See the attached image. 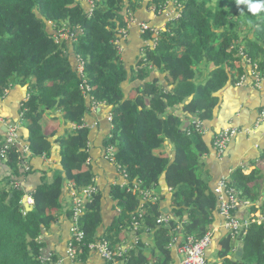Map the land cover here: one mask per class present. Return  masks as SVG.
<instances>
[{"label":"trees","instance_id":"1","mask_svg":"<svg viewBox=\"0 0 264 264\" xmlns=\"http://www.w3.org/2000/svg\"><path fill=\"white\" fill-rule=\"evenodd\" d=\"M142 1L154 11L171 1L177 16L167 21L156 37L149 29L141 32L142 39L153 40L154 46L146 47L145 59H136L141 83L125 95L122 83L128 73L114 41ZM92 3L89 11L87 4L78 0H0V98L14 84L26 86L28 96L20 111L29 152L49 157L54 142L62 168L50 181L40 179L31 192L29 208L22 201L21 188L0 186V264L56 262L52 253L50 260L44 259L47 253L41 236L57 219L55 211L63 205L68 183L75 190L93 184L94 170L88 161L90 129L83 121L90 108L89 96L94 99L91 101L110 107V127L103 142L106 150L111 148L108 159L126 176V184L110 187L113 216L101 234V193L95 194V190L85 202V211L78 218L83 236L79 246L74 245L73 258L85 260L91 244L98 240L114 248L132 229V219L140 209L141 226L152 232V243L146 247L136 242L118 256L121 264H169V243L175 233L199 238L212 228L218 198L203 176L201 162L208 148L202 134L190 122L181 127L180 115L170 109L178 107L205 122L214 115L220 91L237 76L249 73L245 59L264 75V12L253 16L240 0H218V5L209 0ZM235 14L243 15L250 27L248 34L240 36L235 30ZM64 28L74 33L75 40L55 41L54 34ZM70 49L83 60L82 74L70 60ZM149 65L163 74L167 86L157 77L146 78ZM84 81L90 87L87 93L81 88ZM48 111H59L61 117H50ZM60 118L75 128L56 137ZM21 154L15 146L6 159L0 157L13 176L19 174ZM262 161L264 149L254 167L248 171L237 167L228 178V187L251 203V214L264 213V182L259 205L255 184L262 178ZM160 180L171 189L174 214L169 225L156 223L162 196L142 201L138 191L131 190L139 181L141 189L152 192ZM67 213L72 215L71 210ZM176 218L185 221L173 232ZM232 239L229 233L219 238L213 264H264V224H250L242 240V254L236 259L231 256Z\"/></svg>","mask_w":264,"mask_h":264},{"label":"crops","instance_id":"2","mask_svg":"<svg viewBox=\"0 0 264 264\" xmlns=\"http://www.w3.org/2000/svg\"><path fill=\"white\" fill-rule=\"evenodd\" d=\"M78 1L83 6L87 4V0ZM176 15L177 13L171 1H168L155 13L151 11V8L146 5L145 1L137 4L135 11L131 14L126 24L127 38L120 42L121 60L128 73L127 80L122 83V89L125 95L130 89L135 88L141 83L136 76V59L141 58L145 54L146 47L152 48L154 46L153 40L142 39L139 23L146 22L152 30V36L156 37L154 31L163 29L167 21ZM48 24L51 28L53 27L51 22H48ZM68 52L70 60L76 66L78 62L76 63L72 50L70 49ZM162 76L163 74L155 66L152 67L149 65V71L146 75L147 79L157 77L159 83L167 86ZM252 77H255L253 73L250 74L251 79L244 83H240L239 76H237L235 81L229 82L219 93L220 101L214 110L213 117L203 122L204 132L202 136L208 150L201 156V162L203 163V176L208 180L212 190L218 178H229L232 170L235 168L241 167L245 171H248L254 167L257 164L259 155L264 149V118H260V112L264 109V76L259 78L258 81ZM27 96L26 86L14 84L0 98V143L5 139L8 125L14 123L18 126L19 140L21 142L20 148L27 145L28 135L20 111V106H22ZM87 106L90 108L89 111H86L83 121L90 129L88 161L94 170L93 184L90 186L94 188V192L95 190L97 191L95 194L101 193L102 221L98 229V234H101L113 216V211L111 210L113 202L109 195L110 187L114 184L122 185L124 178L121 172L117 170L116 165L108 159L109 149H105L103 142L110 127V107L98 103L93 110L88 102ZM170 111L180 115L181 127H185L194 118L181 112L178 107L171 108ZM52 115L61 117L59 111H52V113L48 114L50 117ZM59 123L56 137L64 134L66 130L75 128L73 123L67 122L62 118H60ZM224 124L235 126L241 129V132L237 133L229 141L223 155L217 156L213 148V135ZM51 126L54 127V123H51ZM20 157L22 158L19 160V167L25 165L28 169L22 172L20 168L19 174L15 176L11 174V170L5 161L1 159L2 157L0 158V186L5 185L6 188L12 186L19 187L23 190V197L25 198L31 195V192L40 182V179L50 181L54 172L62 169L59 163L58 145L54 142L52 143L51 155L49 157L33 156L29 151H23ZM260 165L263 166L262 178L255 182L257 186L259 184L258 182H261V184L264 182V161L260 162ZM260 191V197L256 201V205H259L262 200L263 194L261 189ZM150 194H152V198L154 199L162 196L159 207L160 213L174 214V205L171 201V189L167 188L164 180H160L159 185ZM91 195L85 197V199L88 200ZM62 197L63 205L55 211L58 215L57 219L41 236L45 244L44 252L52 253L56 257L54 264H106L104 259L93 249H91L85 260H78L67 256V249L71 237L70 226L72 223L71 215L67 213L70 210L72 198L70 183L65 187ZM27 204L30 206V203ZM250 205L251 203L249 201L241 198V204L236 208L235 214L239 217L250 214L248 211ZM222 222V216L217 211H214L211 217V227L214 230L213 242L206 250V257L210 264L217 261L218 240L227 233L222 227ZM138 241L143 242L146 247H149L152 243V232L146 230L143 226L137 232L129 230L119 244L127 251ZM241 244V239H232L233 248L231 256L234 259L242 254L240 251ZM170 250L172 261H174L178 258L175 245L170 246ZM237 252L239 254H236Z\"/></svg>","mask_w":264,"mask_h":264},{"label":"built area","instance_id":"3","mask_svg":"<svg viewBox=\"0 0 264 264\" xmlns=\"http://www.w3.org/2000/svg\"><path fill=\"white\" fill-rule=\"evenodd\" d=\"M89 3H90V7L88 9L89 11H91V8L93 6L92 0H89ZM150 8L153 13L157 12L154 11L155 8L153 6ZM139 28H140V32H143L146 29L152 31L149 25L144 21L139 23ZM154 32L157 34L158 30H155ZM118 35L119 37H117L114 43L116 44L117 51L120 54L121 52L120 42L127 37L126 27L119 29ZM54 39L58 43L61 42L62 40H75V35L71 30L64 28L60 30L58 33L54 34ZM141 58L145 59V54L142 55ZM75 59H76V63L78 62L75 68L77 72L82 74L83 64H84L83 60L79 56H75ZM245 60L249 62L248 59ZM252 71H256V70H252ZM242 75L239 78L240 83L245 82L243 78L244 76ZM253 75L257 79L262 78V76H264L258 74L257 71L254 72ZM81 88L84 91V93H87L90 90V87L87 85L85 81L81 84ZM89 97L87 98V102L91 105V108L94 110L98 102L91 101L94 99L92 98V96ZM260 118L262 119L264 118V109L260 112ZM190 123L195 128V130L203 134L204 128L202 121L194 117L192 118ZM239 132H241V129L232 126L230 124H224V126L221 127L220 130L213 135V148L217 156L223 155L229 141ZM15 146H19V151L21 153L23 151H29L27 145H24L23 148H20L21 142L19 140L18 126L14 123H11L8 125L4 141L0 143V157L6 159L10 149H12ZM110 154H111V148H109V155ZM109 158L112 160L111 157ZM21 168L23 171H26L28 169V167L25 165H23ZM117 170H119L118 166H117ZM121 175L124 178V182L122 183V185H125L126 176L122 173ZM139 186H140V182L135 181L134 186L131 190L138 191V193L141 195L142 201L148 198H152V194H150L151 192L141 189ZM70 187L72 188V198L70 202L71 203L70 210L72 212L71 215L72 223L70 226L71 237L67 249V256L73 258L75 256V252L73 251V249L75 248L74 245L79 246L83 236V232L78 226V218L85 211L84 204L87 201L85 197H89L94 192V188L92 186H88V187H83L80 190H75L74 185L72 183H70ZM213 192L216 194L218 198L216 211L223 218L222 227L226 230L227 233L231 234L232 238L243 240V237L245 236L247 229L251 223L264 224V213L261 211H256L253 214L250 213L243 217H239L235 214L236 208L241 204V199L239 198V192L235 188L231 186L228 187V178H224V177L218 178L215 181ZM31 201H32L31 196H26V202L31 203ZM141 214L142 211L140 209L138 210L137 216L133 217L132 227H131L132 229H130L131 231L137 232V230L141 227V223H140V220L142 219ZM136 217L139 218L137 219ZM172 217H173L172 215L160 213L156 218V223H158V225H169L170 222L172 221ZM176 220L177 221L175 222V225L172 228L173 232L177 230L179 231L182 228L183 222L185 221L184 218L182 220L176 218ZM213 235H214V230L212 228L208 229L199 238H195L193 235H187L184 238L182 237L181 234L178 235L177 233H175L172 236V239L169 243V248L170 246L175 245L178 258L174 261H171L169 264H210V262L207 260L206 257V250L213 242ZM71 240H73L74 242H71ZM90 248L97 251V253L101 256V258L104 259L106 263L109 262L108 264H121V261L118 259V256L123 255L126 251V249L120 244L116 245L114 248H111L108 246V244L105 241H100V240L92 243ZM50 256L51 253H47L45 254L44 259L49 258Z\"/></svg>","mask_w":264,"mask_h":264},{"label":"rangeland","instance_id":"4","mask_svg":"<svg viewBox=\"0 0 264 264\" xmlns=\"http://www.w3.org/2000/svg\"><path fill=\"white\" fill-rule=\"evenodd\" d=\"M209 2L213 5H218V0H209ZM87 6L90 7V3H89V0H87ZM233 17H235L234 19V22H235V30L240 34V36H243V35H246L249 33V30H250V27L248 26V24L246 23L244 17L242 14H235ZM248 68L249 70H251L249 73H254L257 71V66L255 65H250V63L248 62ZM202 69V67L200 68ZM252 70H256V71H252ZM249 73H244L242 76H244V81L247 82L250 78V75ZM254 80L258 81L259 79L255 78V77H252ZM48 113H52V112H49ZM54 113V112H53ZM3 138V137H2ZM261 186L259 187V184L257 186V188L259 189V192L260 189L262 190V184L261 182H258ZM262 194H263V190H262ZM46 261L50 260L49 258H46L45 259ZM109 263V262H107ZM54 264V263H53Z\"/></svg>","mask_w":264,"mask_h":264},{"label":"clouds","instance_id":"5","mask_svg":"<svg viewBox=\"0 0 264 264\" xmlns=\"http://www.w3.org/2000/svg\"><path fill=\"white\" fill-rule=\"evenodd\" d=\"M240 3H243L246 6L247 11L253 16L264 12V0H240ZM159 31L160 30H158V32Z\"/></svg>","mask_w":264,"mask_h":264},{"label":"water","instance_id":"6","mask_svg":"<svg viewBox=\"0 0 264 264\" xmlns=\"http://www.w3.org/2000/svg\"><path fill=\"white\" fill-rule=\"evenodd\" d=\"M22 201H23L25 207L29 208L28 204L26 203V198L25 197H23ZM236 254H239V252H237Z\"/></svg>","mask_w":264,"mask_h":264}]
</instances>
